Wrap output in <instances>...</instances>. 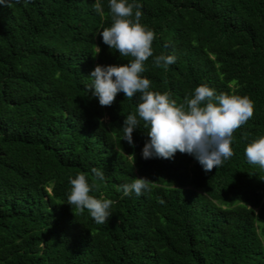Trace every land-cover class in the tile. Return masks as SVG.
I'll use <instances>...</instances> for the list:
<instances>
[{
  "label": "trees",
  "instance_id": "1",
  "mask_svg": "<svg viewBox=\"0 0 264 264\" xmlns=\"http://www.w3.org/2000/svg\"><path fill=\"white\" fill-rule=\"evenodd\" d=\"M126 4L142 5L139 22L155 33L140 74L149 91L187 111L206 85L249 97L253 116L211 172L179 151L146 160L140 93L101 106L88 90L97 65L134 59L98 34L114 22L110 0L0 2V264H264V168L245 154L264 137V0ZM160 55L176 62L157 67ZM128 115L140 120L134 146L121 140ZM79 174L90 196L113 202L107 223L67 204ZM136 178L150 190L125 196Z\"/></svg>",
  "mask_w": 264,
  "mask_h": 264
},
{
  "label": "clouds",
  "instance_id": "2",
  "mask_svg": "<svg viewBox=\"0 0 264 264\" xmlns=\"http://www.w3.org/2000/svg\"><path fill=\"white\" fill-rule=\"evenodd\" d=\"M16 2L19 3V0ZM141 7L140 4H126V0H110L114 22L98 34L103 43L110 49H116L121 57L134 59L126 65H97L88 75L92 81L88 90L98 98L101 106H111L119 92H123L126 98L140 93L138 116L150 126L147 132L150 139L144 144L142 158L171 159L179 151L192 155L205 173L211 172L233 155L232 134L253 116V102L247 96L216 95L213 89L201 85L195 89L191 99L186 98L185 111V105L177 106L175 101H170L167 93L149 91V79L142 78L140 74L145 70L144 62L153 55L155 33L140 24ZM94 8L100 11L99 5ZM175 62V55L155 58L157 67L167 68ZM139 124L137 115L125 117L121 140L134 146L133 132L139 128ZM245 154L249 163L264 168V137L248 144ZM91 171L99 180L105 179L102 170L93 168ZM151 182L147 178H136L131 184L121 185L120 190L125 196L132 192L139 196L142 190H150ZM70 184L72 187L67 204L75 205L81 213L87 209L98 224L107 223L113 214V202L90 196L91 189L84 174L70 179Z\"/></svg>",
  "mask_w": 264,
  "mask_h": 264
}]
</instances>
